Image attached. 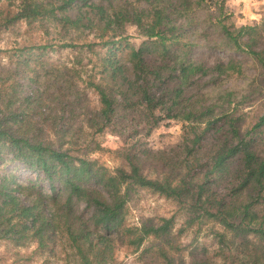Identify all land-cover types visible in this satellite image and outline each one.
Here are the masks:
<instances>
[{
  "label": "trees",
  "instance_id": "16d2710c",
  "mask_svg": "<svg viewBox=\"0 0 264 264\" xmlns=\"http://www.w3.org/2000/svg\"><path fill=\"white\" fill-rule=\"evenodd\" d=\"M75 4L87 8L73 15ZM44 17L61 25L59 46L77 50L52 61L53 43L0 47V241L17 248L10 262L0 253V264L32 260L20 251L32 243L52 253L57 239L66 264H118V240L142 264H264V108L245 128L241 107L264 97V16L237 25L225 0L2 3L0 34ZM127 23L144 36L137 46L123 35ZM86 28L101 39L76 41ZM206 49L235 55L210 61ZM166 118L188 123L182 142L148 146ZM107 129L122 137L120 147L95 138ZM103 149L122 164L92 156ZM15 162L35 175L21 181L8 169ZM141 188L179 203L182 225L175 215L128 224ZM209 224L215 250L186 252L182 235Z\"/></svg>",
  "mask_w": 264,
  "mask_h": 264
},
{
  "label": "rangeland",
  "instance_id": "374dc122",
  "mask_svg": "<svg viewBox=\"0 0 264 264\" xmlns=\"http://www.w3.org/2000/svg\"><path fill=\"white\" fill-rule=\"evenodd\" d=\"M44 2L48 9L57 5L61 0H0V4L8 5L11 9H20L27 3L31 2ZM132 2L140 5L144 4V0H131ZM227 10L231 13V19L235 21L237 25L242 24H254L261 21L264 16V0H225ZM79 8L85 9L87 6L82 4H75L69 13L75 15L78 13ZM61 25L51 18H42L36 21L30 22L29 20H21L17 24L5 28L0 34V47L10 48L20 45H30L36 43H53V49L47 53V56L52 61L69 60L76 53L75 47H60L59 43L62 40L59 36V30ZM123 35L127 36L128 40L139 45L144 36L139 32L138 27L135 24L127 23L125 26V32ZM121 35V36H123ZM120 35L117 37H121ZM66 37H69L66 34ZM101 38L91 28L86 30L77 38L76 41L82 43L84 40ZM51 48V47H50ZM88 53V52H87ZM205 59L213 61L218 57L228 58L232 54V51H222L220 49H206L204 53ZM5 56V53H0V57ZM85 58L84 61H86ZM7 58H4L6 61ZM92 64L88 65L91 68ZM98 69V68H97ZM99 77V74H98ZM241 81V78L238 82ZM227 83H230L228 80ZM43 86V85H41ZM36 87V82H31L29 89ZM88 97L86 102L89 105L95 106L98 103V96L95 92L87 89ZM243 111L246 112L245 128L255 119L256 114H260L264 108V97L257 99L253 102H248L241 105ZM74 126H78L82 123L79 116L75 117L72 121ZM46 127H50L46 125ZM188 123L186 121L176 118H166L159 122V124L153 129L152 133L146 136L147 145L155 149L159 148H172L182 142L184 134L187 132ZM95 138L107 149H116L120 147L124 141L122 137L115 131L107 129L104 132L94 134ZM131 142L134 141L135 136L130 138ZM76 151V150H75ZM93 157H98L102 162L113 168L122 164V158L117 156L114 152L103 149L97 150L92 153ZM8 169L15 171L18 178L21 181H26L29 177L34 176L35 173L26 168L24 164L15 162L8 164ZM176 216L177 226H181L185 219L184 209L180 207V204L172 199H169L157 192H154L147 188H141L134 193L128 203V215L127 223L132 225H138L148 217L158 216ZM209 225H204L203 230L197 235L193 229H189L182 235V241L187 245L186 252L191 251L196 245L201 247L208 246L210 252H213L216 248L213 236L209 233ZM116 257L118 264H142L136 253H131L124 243L120 240L116 242ZM37 244L32 243L29 247L20 248L21 255H32L33 259L27 261L23 259L21 262L15 264H66L65 253L62 242L57 239L54 244V251L52 253H37L35 252ZM17 250L16 247L8 245L6 242L0 241V253H6L8 256V262L14 259L13 252Z\"/></svg>",
  "mask_w": 264,
  "mask_h": 264
}]
</instances>
